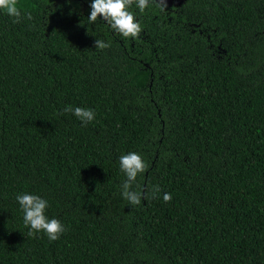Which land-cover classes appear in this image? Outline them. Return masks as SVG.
<instances>
[{
  "label": "trees",
  "instance_id": "trees-1",
  "mask_svg": "<svg viewBox=\"0 0 264 264\" xmlns=\"http://www.w3.org/2000/svg\"><path fill=\"white\" fill-rule=\"evenodd\" d=\"M86 1L0 12V264H264V0H133L136 37ZM128 151L147 165L138 204ZM23 191L57 239L28 234Z\"/></svg>",
  "mask_w": 264,
  "mask_h": 264
},
{
  "label": "clouds",
  "instance_id": "clouds-1",
  "mask_svg": "<svg viewBox=\"0 0 264 264\" xmlns=\"http://www.w3.org/2000/svg\"><path fill=\"white\" fill-rule=\"evenodd\" d=\"M133 0H88L89 12L87 20L96 21L99 17L107 22L108 26L122 37H136L140 32V25L134 19V14L129 10ZM149 0H135L137 9L141 12L148 5ZM0 12L13 19V22L21 18V8L17 0H0ZM24 16L31 19V13L25 12ZM96 48H106L108 43L100 39L94 40ZM62 112H70L82 124L88 123L94 119V110L87 107L65 105ZM118 167L124 174L125 179L120 185L121 196L130 204H138L141 201L142 193L140 191L130 190L132 182L136 179L138 173H143L147 167L141 155L135 151H128L118 157ZM154 191L159 192V187L154 186ZM20 212L22 213V222L28 229V234L43 233L49 240H55L58 235L64 231V226L55 217L45 215V209L48 207V200L33 192H17L14 197ZM162 199L168 201L171 194L162 193Z\"/></svg>",
  "mask_w": 264,
  "mask_h": 264
},
{
  "label": "flooded vegetation",
  "instance_id": "flooded-vegetation-1",
  "mask_svg": "<svg viewBox=\"0 0 264 264\" xmlns=\"http://www.w3.org/2000/svg\"><path fill=\"white\" fill-rule=\"evenodd\" d=\"M160 2H165L166 4H173L170 0H159ZM79 3H81L83 6L86 5L87 1L86 0H79Z\"/></svg>",
  "mask_w": 264,
  "mask_h": 264
},
{
  "label": "rangeland",
  "instance_id": "rangeland-1",
  "mask_svg": "<svg viewBox=\"0 0 264 264\" xmlns=\"http://www.w3.org/2000/svg\"><path fill=\"white\" fill-rule=\"evenodd\" d=\"M170 1H171V2H173V1L175 2V0H170Z\"/></svg>",
  "mask_w": 264,
  "mask_h": 264
}]
</instances>
